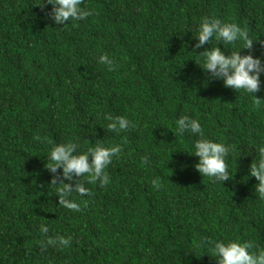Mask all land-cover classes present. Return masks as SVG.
Masks as SVG:
<instances>
[{"label":"trees","instance_id":"1","mask_svg":"<svg viewBox=\"0 0 264 264\" xmlns=\"http://www.w3.org/2000/svg\"><path fill=\"white\" fill-rule=\"evenodd\" d=\"M82 6L92 15L62 25L43 0H0V264H218L209 238L264 249V200L249 173L264 141V73L255 96L235 90L197 62L212 42L194 47L199 19L216 16L255 38L240 52L264 63V0ZM102 53L116 67L99 63ZM105 113L126 115L135 127L109 131ZM183 114L197 118L209 138L234 146L228 179L195 167L194 137L176 133ZM66 140L79 150L122 145L106 168L107 185L81 178L90 194L72 193L87 201L79 211L58 204L45 166L51 145ZM40 224L48 235L70 236V244L46 245Z\"/></svg>","mask_w":264,"mask_h":264},{"label":"clouds","instance_id":"2","mask_svg":"<svg viewBox=\"0 0 264 264\" xmlns=\"http://www.w3.org/2000/svg\"><path fill=\"white\" fill-rule=\"evenodd\" d=\"M51 5L48 13L56 24H66L65 21L83 20L92 15V10L82 6L83 0H43ZM196 44L200 47L206 42H212V47L204 48L200 52L202 59L197 61L201 68L206 70L211 77L221 79L225 86L235 90L242 89L253 95L260 87V74L264 73V63L260 56H253L251 51L241 54L242 47L252 49L253 41L245 29H242L236 22L223 21L216 16H203L199 19L196 29ZM211 38V41H210ZM243 40L240 45L237 42ZM215 41H221L225 46L230 45L231 51L225 54ZM261 43H264L262 41ZM98 62L107 65L110 69L116 67L114 61L108 54L102 53ZM255 96V95H253ZM107 124L105 128L112 132H119L130 127H135L126 115H115L105 113ZM176 133H188L194 137L192 144L193 151L199 159L195 164L198 171L205 176L219 180L228 179L229 174L226 158L233 151L234 146L226 145L220 139H212L205 135L201 122L188 114H183L176 120ZM256 155L250 166V175L256 177L254 191L261 200H264V141L256 146ZM122 151L120 143L97 142L88 146L86 150H79L78 143L74 140H66L52 144L47 152L46 167L54 175L50 184L55 186V193L58 194V204L67 209L79 211L81 203L72 199L75 191L80 196L90 194V189L85 186L84 177L87 183L98 182L101 187L108 184L110 176L106 171L114 156ZM61 169L58 173L57 169ZM74 176L77 178L75 184L71 183ZM58 177H63L59 179ZM68 181V182H65ZM152 185L159 188V177L151 181ZM39 231L46 236L45 244L53 247H64L70 244L71 237L62 234L48 235L47 224H40ZM208 253L215 257L218 264H264V249L253 251L254 244L251 240L234 239H211L207 240Z\"/></svg>","mask_w":264,"mask_h":264},{"label":"bare ground","instance_id":"3","mask_svg":"<svg viewBox=\"0 0 264 264\" xmlns=\"http://www.w3.org/2000/svg\"><path fill=\"white\" fill-rule=\"evenodd\" d=\"M116 248V247H115Z\"/></svg>","mask_w":264,"mask_h":264}]
</instances>
